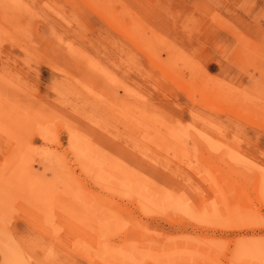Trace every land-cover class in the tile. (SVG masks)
Returning <instances> with one entry per match:
<instances>
[{
	"label": "rangeland",
	"instance_id": "rangeland-1",
	"mask_svg": "<svg viewBox=\"0 0 264 264\" xmlns=\"http://www.w3.org/2000/svg\"><path fill=\"white\" fill-rule=\"evenodd\" d=\"M0 264H264V0H0Z\"/></svg>",
	"mask_w": 264,
	"mask_h": 264
}]
</instances>
